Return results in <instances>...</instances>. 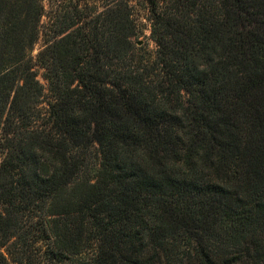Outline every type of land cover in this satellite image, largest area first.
Masks as SVG:
<instances>
[{"label": "trees", "instance_id": "16d2710c", "mask_svg": "<svg viewBox=\"0 0 264 264\" xmlns=\"http://www.w3.org/2000/svg\"><path fill=\"white\" fill-rule=\"evenodd\" d=\"M24 1L0 47V264H264V0H148L151 59L131 0Z\"/></svg>", "mask_w": 264, "mask_h": 264}, {"label": "rangeland", "instance_id": "374dc122", "mask_svg": "<svg viewBox=\"0 0 264 264\" xmlns=\"http://www.w3.org/2000/svg\"><path fill=\"white\" fill-rule=\"evenodd\" d=\"M108 0H65L60 6V20L64 17L65 13H70L73 15V12L82 13L84 16L90 14L98 13L104 9V6ZM133 5V11L136 18L138 26V37L136 39L137 45L139 46L141 54L144 55L146 59H151L155 57L156 44L152 36V15L150 10V4L148 0H131ZM24 0H0V47H5L7 32H9L10 26L9 21L12 18V13L17 15L16 28L18 32H21L24 21ZM50 17H52V11L50 4L47 5L46 15L43 16L41 21V37L38 43L34 48V54H37L38 51L44 46L45 40L47 37L46 32H49L50 29ZM87 18V17H86ZM71 19H69L70 21ZM50 34V33H49ZM19 37H21L19 35ZM7 44H6V54L4 57L7 58ZM43 70L39 69V77L42 82H45L43 79ZM2 159V154L0 153V161ZM89 169L90 172H95L99 167V156L97 154V149L94 146L89 154ZM9 264H16L15 262L10 261Z\"/></svg>", "mask_w": 264, "mask_h": 264}]
</instances>
